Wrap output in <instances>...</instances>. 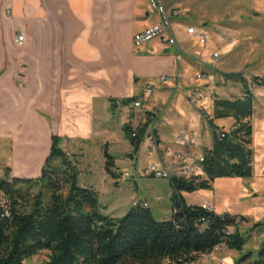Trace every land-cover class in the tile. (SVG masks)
<instances>
[{
  "label": "crops",
  "instance_id": "0c3cea01",
  "mask_svg": "<svg viewBox=\"0 0 264 264\" xmlns=\"http://www.w3.org/2000/svg\"><path fill=\"white\" fill-rule=\"evenodd\" d=\"M164 2L171 9L181 10L172 19L179 41L177 51L157 37L135 44L136 33L162 21L149 0H0V149H7L0 170L5 172L10 167L11 176H40L55 134L63 138V149L76 157L79 183L96 188L92 183H81L80 158L95 156L93 161H86L89 168L97 160L102 167L98 178L112 177L105 169V151L114 156L116 166L118 161H124L126 153L118 151L117 146L123 144L125 150L131 146L124 125H140L147 120L149 111L158 148L169 147L190 156L163 163L147 140L139 152L143 150L145 158L155 156L153 163L170 168L171 175H203L194 157L213 147L214 132L208 118L213 117L215 95L223 99L244 96L250 89V78L244 75L246 87L242 81L224 76L239 69H218L223 81L212 89L205 75L213 74L219 62L226 68L228 65L220 59L224 53L214 56L217 44L221 42L223 49L226 47L224 36H218L219 18L208 11L210 1ZM189 25L204 33V43L186 32ZM20 33L25 36L22 45L17 42ZM208 33L215 41L212 48L207 47ZM148 85L152 86L151 93L146 91ZM193 93L195 102L191 100ZM252 93L254 102L257 97L260 101L258 121L264 133V96ZM133 96L143 101L141 108H135L133 103L119 105L113 113L111 98ZM255 114L254 103L253 115L246 118L252 123L253 135ZM235 122L234 117L215 119L225 130H230ZM184 129L196 137L195 144L177 138ZM253 135V175L218 177L211 189L199 190L203 193L198 202L190 203L201 205L207 201L216 213L245 217L238 228L247 234V241L242 250L223 246L216 255L222 264H237L241 255L256 254L264 247V139L263 147H256ZM126 159L137 167L139 156ZM148 167L139 168L137 176L153 175ZM188 167L190 175L185 174ZM90 169L87 178L92 182L99 180ZM136 185L138 192L137 182ZM136 195L132 199H139ZM141 200L148 202L146 197ZM119 208L109 212L104 205V212L118 217L130 207L116 213ZM170 213L171 218L172 203Z\"/></svg>",
  "mask_w": 264,
  "mask_h": 264
},
{
  "label": "trees",
  "instance_id": "16d2710c",
  "mask_svg": "<svg viewBox=\"0 0 264 264\" xmlns=\"http://www.w3.org/2000/svg\"><path fill=\"white\" fill-rule=\"evenodd\" d=\"M227 79L242 81L243 72H226ZM256 84L264 77L253 76ZM137 97L111 98L113 113L119 105H130ZM254 95L223 99L215 95L213 117L208 122L214 144L203 152L199 162L202 174L171 175L174 189L172 217L158 219L143 204L132 205L122 216L104 212L96 188L79 183L75 156L62 147L63 138L53 134L52 145L41 175L36 178L11 176V168L0 176V264H30L41 252L47 258L40 264H187L217 246L242 250L247 234L238 228L245 217L216 213L202 205L187 202L184 193L211 189L218 177L253 175ZM234 117L230 130L215 123L217 118ZM151 112L138 126L124 125V131L137 154L147 138ZM106 171L119 177L114 156L105 151ZM37 188L38 190H35ZM237 264H264V247L256 254L241 255Z\"/></svg>",
  "mask_w": 264,
  "mask_h": 264
},
{
  "label": "rangeland",
  "instance_id": "374dc122",
  "mask_svg": "<svg viewBox=\"0 0 264 264\" xmlns=\"http://www.w3.org/2000/svg\"><path fill=\"white\" fill-rule=\"evenodd\" d=\"M209 1L210 5L207 6L208 11L212 16L219 18L217 21L220 25L219 29H221V32L218 33V36H224V40H221L226 47L225 49H223L221 42L220 44L216 43L217 45L214 48V51L219 52L220 55L224 53L222 56H220V59H225L228 68H226L225 64L220 62L219 64H217V66L215 64V67H217L215 68L216 71H212L213 74L211 75L206 74L204 77L205 80L208 81L212 89L215 90L214 86H219L223 81L218 69L234 71V69L237 68L239 69L238 72H243V74L250 78V80H252L253 76L264 77V0ZM204 7L205 6H203V8ZM207 37V40L210 41L208 42L207 47L212 48V45L215 41L212 39V36L209 33ZM179 53L180 58H183L185 56L182 49L179 51ZM218 60L219 59H217V61ZM249 87L253 92H256L260 96H264V84H256L251 81ZM210 93L211 92L209 91V94ZM254 103L256 109L253 135L254 146L263 147L264 133L260 130V121H258V118L260 117V101L258 97L255 99ZM146 140L149 141V139ZM146 143L144 144L143 148H145ZM118 145L120 146L118 151L126 153L123 156H127L128 158L130 157L132 159L136 156L138 158L139 156L137 167H133L132 162H128V159H126L127 157H124V161L117 162L119 177L112 178L110 176H106V178L103 179V177L98 178V174L100 173L99 171L102 170V167L99 166L100 164L99 162H97V160L96 164L90 167L91 169L86 164V161L88 160L93 161V159H95V156H92V158L88 156L87 160L80 158L82 160V162L80 163V169L82 171L81 183H92L96 186V189L98 190L100 195V200L106 206L107 210H110L109 212L120 207V210L116 211V213H119V211H123L124 209L131 207L133 205V201L135 200V198L132 199V196L134 195V193H136V197H138L139 199H142L143 197H146L148 199V203L150 204V207L153 210L156 218H170V206L172 203L174 190L170 184L169 178L153 176L150 173L147 176L136 175V179L127 178L126 176L128 172L133 173L135 171L137 173V170L144 165L150 167L152 164H156L153 163L156 160L152 161L155 156L152 155V157L145 158L146 155H144L143 150L142 152L133 155L132 146L128 145L130 147L129 150H125L123 144H117V146ZM154 149L157 150L159 158L163 162L162 157H164L166 148L159 149L157 145V147L153 148V150ZM171 149L175 151L173 148ZM6 152L7 149H5V152L0 149V167L3 160L6 158ZM93 153H95V151H91V154ZM185 155L190 156V154L186 153ZM96 158L98 157L96 156ZM185 158L187 159V157ZM174 160L175 158H171L164 161H167L166 163L171 164V162H173ZM89 169L90 172L93 173V175L96 176V178L99 180L92 182L87 178V176L89 175ZM172 169L174 168H171V171ZM2 170L3 169L1 168L0 176L5 177V172ZM166 170L170 172V168ZM134 180L136 181L134 182ZM136 182L139 186L138 192ZM35 190L38 189L35 188ZM201 193H203V191L185 192L184 195L189 203H194L200 200L199 198ZM3 198L4 195L0 191V201H2ZM219 251L220 250L214 249L213 252H211L212 255L202 254L195 262L187 264H222L219 258L216 256L217 254H219ZM46 258L47 252H41L38 255L32 257L27 262L30 264H40Z\"/></svg>",
  "mask_w": 264,
  "mask_h": 264
},
{
  "label": "built area",
  "instance_id": "2783aa9c",
  "mask_svg": "<svg viewBox=\"0 0 264 264\" xmlns=\"http://www.w3.org/2000/svg\"><path fill=\"white\" fill-rule=\"evenodd\" d=\"M151 8L156 11L162 18V21L159 24L154 25L151 28L146 29L145 31H142L140 33H136L134 35V42L137 45H140L146 41H149L150 39L153 38H160L162 43L171 47L173 50L177 51L179 50V41L177 38V35L174 33V24H173V17H177L181 14L180 9H171L167 7L165 4L164 0H149ZM186 32L189 35L196 36L201 43L205 42V35L204 33L200 32L195 25H189L186 29ZM25 41V36L20 33L17 36V42L19 45H22ZM218 52H214V56H217ZM166 77L164 76L163 79ZM252 80H250L251 83ZM253 82V81H252ZM146 91L148 93H151L152 91V86L148 85ZM191 100L193 102L196 101V95L195 93L192 94ZM135 108H141L143 106V101L142 100H136L133 103ZM149 139V146L151 147H156L157 146V136L154 133L153 130V125L152 123L149 125L147 129V138ZM178 139L183 142V143H188V144H195L196 143V138L193 135H190L187 129H184L180 132L178 135ZM189 158V156H186L185 153L178 152V151H173L171 148H166V152L164 153V157H162L163 162L164 160H169L171 158H175L178 160H181L183 158ZM203 154H199L194 157V161L200 162L202 161ZM149 171L154 174L155 176L158 177H165V178H170L171 173L166 170L164 167L157 165V164H152L149 167ZM185 174L190 175L191 174V167H188L185 169ZM136 172L134 171L133 173H127L126 176L127 178H133L136 179ZM138 204H143L144 206H148V202L146 200H141V199H135L133 201V205H138ZM202 207L208 209V210H214V206L211 203L204 202L202 203ZM223 248V246H217L215 249L220 250Z\"/></svg>",
  "mask_w": 264,
  "mask_h": 264
},
{
  "label": "water",
  "instance_id": "95a60500",
  "mask_svg": "<svg viewBox=\"0 0 264 264\" xmlns=\"http://www.w3.org/2000/svg\"><path fill=\"white\" fill-rule=\"evenodd\" d=\"M154 175V174H153Z\"/></svg>",
  "mask_w": 264,
  "mask_h": 264
}]
</instances>
